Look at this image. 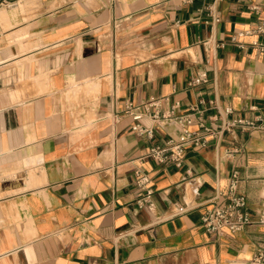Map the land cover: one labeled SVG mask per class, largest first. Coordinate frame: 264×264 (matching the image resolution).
Instances as JSON below:
<instances>
[{
  "label": "crops",
  "instance_id": "crops-1",
  "mask_svg": "<svg viewBox=\"0 0 264 264\" xmlns=\"http://www.w3.org/2000/svg\"><path fill=\"white\" fill-rule=\"evenodd\" d=\"M262 23L264 0H0V264H249L264 229L218 237L200 216L234 171L252 215L264 202V131L208 137L177 168L143 158L176 127L143 119L148 140L120 110L158 99L196 107L192 130L264 124Z\"/></svg>",
  "mask_w": 264,
  "mask_h": 264
},
{
  "label": "built area",
  "instance_id": "built-area-1",
  "mask_svg": "<svg viewBox=\"0 0 264 264\" xmlns=\"http://www.w3.org/2000/svg\"><path fill=\"white\" fill-rule=\"evenodd\" d=\"M183 3H192L195 0H180ZM258 10L257 7L253 8ZM211 22L220 21L218 15L209 10ZM257 31L264 33V23L258 27ZM235 42V38H231ZM207 81L204 71L197 73L188 81V87H196ZM159 100L145 101L139 105L131 102L124 103L120 112L131 118V130L139 137L148 140L154 136L153 126L142 124L143 119H149L153 125L164 127L174 126L178 130L176 139H169L162 145L151 146L143 158H150L158 164H171L180 168L183 163L187 149L204 148L207 146L208 137H220L224 133L234 134L240 131H264V124H256L255 121L244 118H233L225 120L217 130L207 128L201 123L197 130L190 129L194 121V116L198 113L196 107H190L185 113L178 114L177 106L160 113L158 110ZM225 114L231 113V109L226 108ZM148 177L139 170L135 171V194L138 208L146 206L152 194V189L148 186ZM239 177L237 171L232 172L224 191L216 192L209 200L210 207L200 216L201 229L211 235L223 236L226 234L238 233L247 227L256 226L264 229V202L252 213L246 207L245 197L239 192ZM193 205L183 203L174 204L172 213L168 217L185 214L190 211ZM249 264H264V250H258L252 257Z\"/></svg>",
  "mask_w": 264,
  "mask_h": 264
}]
</instances>
